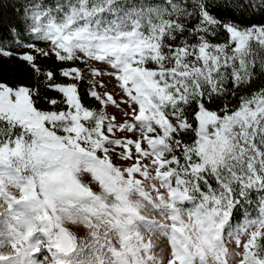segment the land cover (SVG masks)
<instances>
[{
    "label": "snow or ice",
    "instance_id": "1",
    "mask_svg": "<svg viewBox=\"0 0 264 264\" xmlns=\"http://www.w3.org/2000/svg\"><path fill=\"white\" fill-rule=\"evenodd\" d=\"M0 264H264V0H0Z\"/></svg>",
    "mask_w": 264,
    "mask_h": 264
}]
</instances>
